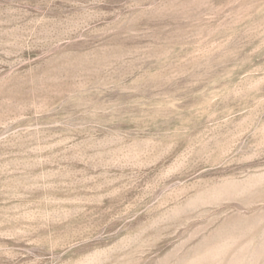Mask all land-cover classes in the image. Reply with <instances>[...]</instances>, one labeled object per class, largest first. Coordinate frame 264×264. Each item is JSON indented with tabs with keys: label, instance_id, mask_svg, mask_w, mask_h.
Listing matches in <instances>:
<instances>
[{
	"label": "rangeland",
	"instance_id": "374dc122",
	"mask_svg": "<svg viewBox=\"0 0 264 264\" xmlns=\"http://www.w3.org/2000/svg\"><path fill=\"white\" fill-rule=\"evenodd\" d=\"M0 264H264V0H0Z\"/></svg>",
	"mask_w": 264,
	"mask_h": 264
}]
</instances>
